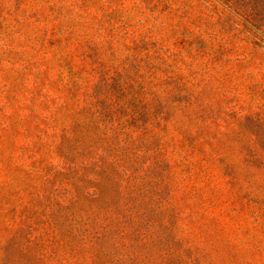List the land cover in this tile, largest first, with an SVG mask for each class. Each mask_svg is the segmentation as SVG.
Wrapping results in <instances>:
<instances>
[{"label":"rangeland","instance_id":"1","mask_svg":"<svg viewBox=\"0 0 264 264\" xmlns=\"http://www.w3.org/2000/svg\"><path fill=\"white\" fill-rule=\"evenodd\" d=\"M0 264H264V0H0Z\"/></svg>","mask_w":264,"mask_h":264}]
</instances>
